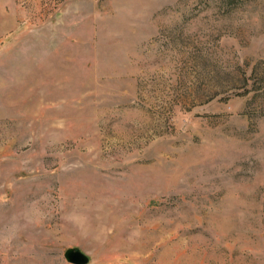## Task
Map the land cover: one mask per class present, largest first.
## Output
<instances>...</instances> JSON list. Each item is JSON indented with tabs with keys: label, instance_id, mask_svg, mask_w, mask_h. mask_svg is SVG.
Here are the masks:
<instances>
[{
	"label": "rangeland",
	"instance_id": "rangeland-1",
	"mask_svg": "<svg viewBox=\"0 0 264 264\" xmlns=\"http://www.w3.org/2000/svg\"><path fill=\"white\" fill-rule=\"evenodd\" d=\"M264 264V0H0V264Z\"/></svg>",
	"mask_w": 264,
	"mask_h": 264
},
{
	"label": "water",
	"instance_id": "water-1",
	"mask_svg": "<svg viewBox=\"0 0 264 264\" xmlns=\"http://www.w3.org/2000/svg\"><path fill=\"white\" fill-rule=\"evenodd\" d=\"M64 259L68 264H88L89 258L79 250L68 249L64 252Z\"/></svg>",
	"mask_w": 264,
	"mask_h": 264
}]
</instances>
